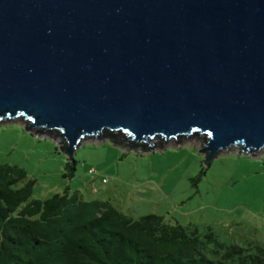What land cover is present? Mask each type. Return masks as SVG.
Returning <instances> with one entry per match:
<instances>
[{"label":"water","instance_id":"1","mask_svg":"<svg viewBox=\"0 0 264 264\" xmlns=\"http://www.w3.org/2000/svg\"><path fill=\"white\" fill-rule=\"evenodd\" d=\"M264 157V0H0V127Z\"/></svg>","mask_w":264,"mask_h":264},{"label":"rangeland","instance_id":"2","mask_svg":"<svg viewBox=\"0 0 264 264\" xmlns=\"http://www.w3.org/2000/svg\"><path fill=\"white\" fill-rule=\"evenodd\" d=\"M204 159L186 145L126 151L103 140L76 149L70 178L69 160L51 137L20 124L0 127V163L22 167L34 180L31 200L68 188L84 200L108 201L133 219L154 214L170 225L196 228L203 240L212 232L225 246L264 248V157L223 154L206 168Z\"/></svg>","mask_w":264,"mask_h":264},{"label":"trees","instance_id":"3","mask_svg":"<svg viewBox=\"0 0 264 264\" xmlns=\"http://www.w3.org/2000/svg\"><path fill=\"white\" fill-rule=\"evenodd\" d=\"M66 169L73 177L76 161ZM33 185L22 167L0 163V264H264V248L225 246L212 232L203 240L154 214L133 219L68 188L31 200Z\"/></svg>","mask_w":264,"mask_h":264},{"label":"built area","instance_id":"4","mask_svg":"<svg viewBox=\"0 0 264 264\" xmlns=\"http://www.w3.org/2000/svg\"><path fill=\"white\" fill-rule=\"evenodd\" d=\"M89 173H92V174H93V173H96V170H95L94 168H91V169L89 170ZM102 181L104 182L105 179H103Z\"/></svg>","mask_w":264,"mask_h":264}]
</instances>
